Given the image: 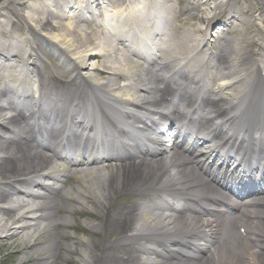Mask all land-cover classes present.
I'll return each mask as SVG.
<instances>
[{"label":"bare ground","instance_id":"bare-ground-1","mask_svg":"<svg viewBox=\"0 0 264 264\" xmlns=\"http://www.w3.org/2000/svg\"><path fill=\"white\" fill-rule=\"evenodd\" d=\"M106 1L105 11L98 0L0 6V243L19 239L11 256L23 254L21 264H264L261 186L250 178L256 191L238 199V165L213 174L181 146L186 135L191 146L215 138L207 146L220 165L237 162L236 149L251 166L236 132L256 131L251 150L264 162V0ZM93 7L99 17L88 20ZM222 27L227 36L211 44L209 29ZM155 38L158 55L146 57ZM220 102L238 115L220 119ZM124 107L156 110L182 139L150 146L122 128ZM62 176L78 179L76 195L39 184Z\"/></svg>","mask_w":264,"mask_h":264},{"label":"rangeland","instance_id":"rangeland-1","mask_svg":"<svg viewBox=\"0 0 264 264\" xmlns=\"http://www.w3.org/2000/svg\"><path fill=\"white\" fill-rule=\"evenodd\" d=\"M24 2L27 0H23ZM99 3L101 5H105L103 3L102 0H98ZM8 2H10V0H1L0 1V6H2L3 4H7ZM29 3V2H28ZM87 17L90 16V14L85 13ZM199 26H203L201 23L198 24ZM227 31H229V28L227 27H222L219 30H214V28H210L209 32H208V37H209V42L213 45H215L218 41V38L220 35L225 34L227 36ZM40 32V31H39ZM42 37L39 36V39H41ZM82 74L84 73L83 71L81 72ZM81 74V75H82ZM63 189L68 190L70 189L72 191L73 195L75 194V190H78L80 188V185L78 183V179L76 177H71L70 179H68L67 181L63 182ZM88 207H90V205H88ZM70 218V223L74 224V217L72 218L71 216H69ZM79 224H83L84 223V217H81L78 221ZM42 223V222H41ZM44 225V224H42ZM67 232L69 233H73V231L71 229H66ZM80 237L84 238V239H92L94 238V235L88 234V233H77ZM19 240V239H18ZM18 240H14V239H8L6 241L7 243V247L3 246V242L0 243V264H21V258L23 257V254H17L16 256H11V253L14 251V246L17 243ZM68 243H70V241H68ZM151 246V245H150ZM80 249L79 246H77L76 250L78 251ZM156 250L160 251L162 250L160 247L156 248ZM73 258H80V256L78 255H73ZM58 262L60 263V261L58 260Z\"/></svg>","mask_w":264,"mask_h":264}]
</instances>
